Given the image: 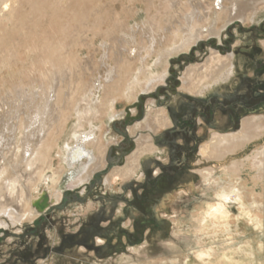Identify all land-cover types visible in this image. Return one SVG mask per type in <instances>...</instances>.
I'll use <instances>...</instances> for the list:
<instances>
[{
    "label": "rangeland",
    "instance_id": "1",
    "mask_svg": "<svg viewBox=\"0 0 264 264\" xmlns=\"http://www.w3.org/2000/svg\"><path fill=\"white\" fill-rule=\"evenodd\" d=\"M220 1L216 0L213 5L218 8ZM226 1V6L229 7L232 0ZM166 2V0H141L139 3L133 0H12V6L16 8L13 16L6 10L2 11V18H0V113L2 107L6 109L7 103H9V109L16 106L10 91L17 92L23 78L29 82L40 80L43 72L47 75L46 79L53 71L61 74L58 81L52 82L61 97L59 105H55L52 100L48 105L45 104L42 115L32 130L30 140L34 144L37 143L42 129L50 127L56 121L64 100L70 101L84 85L91 89L88 95L96 101L104 96L105 90L96 87L100 83L107 85L115 75L114 69L128 63V58L133 59L131 52L134 49L138 50L141 49V45L158 42L152 39L153 31L149 30L150 28L157 30L152 25V16L157 14L162 16L165 30L182 29L186 33L188 32L186 28L200 17L199 10L203 9L200 3L191 2L190 10L176 19L171 17V12L165 5ZM243 2L239 13L232 11L228 15L227 22L220 33L201 37L197 39L189 52H180L171 56L165 80L157 83L154 90L140 91L136 100L119 108L120 115L111 120L104 131V138L106 142H109L107 165L87 176L88 180L82 187L81 184L77 186L69 184L70 175L78 173L81 162L77 161L74 165L73 160H66L71 152L70 148H75L78 144L83 145V141L77 140L72 134L76 130L78 134H87L90 131L89 129L79 130L78 125L82 123L77 119L78 112H75L60 140V147L55 148L54 151V157L58 160L55 166L64 171L57 189H60L62 184L66 191L62 192L58 198L56 196L55 199L58 201L53 200L44 210L37 209V215H25L22 222L16 224L10 222V226L0 228V264H207L201 262L198 257L199 247L210 248L212 258L219 264H264L263 195H257L246 189L244 203L232 199L229 205L231 214L229 213L228 219L203 230L195 229L192 232L183 230V226H179L170 219L180 211H195L205 192L214 195L219 189L217 184L210 187L200 176L199 169L208 167V164L203 163L199 168L201 155L198 151L188 154V159L184 162L176 182L163 180L159 188L152 192H143L142 186L135 182L139 179L138 177L123 182L122 189L117 176L114 177L112 184L107 186L100 184V181L107 178L111 169L123 166L128 155L133 153L136 140L142 133L145 115L150 104L155 105L156 109H169V115L174 120L173 124L163 128L157 136L158 141L165 140V134L166 141L170 138L174 141L172 144L168 141L166 145L162 144L163 146L160 144V149L166 146L165 148L177 151L186 149L184 145L187 142L190 143V140H195L193 135H196L199 126L197 110L201 113L209 110L210 116L216 110L229 114L233 112L230 116L236 119L230 122L229 129L236 132L240 130V122L244 115L262 113L264 110L262 106L259 109L243 110L236 107L231 109L229 104L241 98L239 92L241 94L245 85H236L232 89L229 79L215 85L216 90H219L221 94L214 95L216 96V99H212L214 103L201 95L192 96L183 87V77L188 68L195 67L196 73H199L210 59L212 52L227 55L233 51L237 56L243 57L246 61H243L241 67V80L248 83L247 87L257 76L254 71L257 64L262 63L264 68V11L253 20L262 8L264 0ZM218 11H220L219 8ZM248 13H252V19L247 22L244 19L247 18ZM164 17L169 19L164 21ZM144 28L149 29L144 30ZM45 49H47L46 52ZM54 50L55 53L59 51L58 55H53ZM64 56L66 60L59 58ZM150 64H153V60ZM9 67L12 69L10 70ZM261 78H264V75ZM251 92L252 90L248 93L249 96L252 95ZM41 101V98L36 100L38 105ZM180 101H183L184 105L189 102L186 105L190 106L179 111ZM176 105L180 115L189 110L190 120L184 128H179V131L175 133H169L168 131L176 125L175 123L179 124V127L181 123H184L183 117L180 121V117H174V112H171ZM192 118L195 119L194 124L191 122ZM209 122L213 125L211 117ZM181 129L194 133L186 139V133H183V137L180 136ZM202 135L197 139L198 142L204 140ZM111 138L112 141H110ZM88 140L89 137H86V141ZM176 140L182 142L183 146L176 148L174 146L177 144ZM9 142L11 141H8L6 134L0 131V148ZM70 142L72 143L68 147ZM261 144H264V139ZM251 152L252 149L249 148L248 154ZM157 157L164 158L160 153ZM168 158L165 163L169 162L170 157ZM82 159L88 162L85 156ZM154 167H157L155 162L151 164L148 174L155 171ZM164 169L167 170V168ZM192 175L194 178L190 180ZM191 183L195 187L201 185L202 187L195 195L188 197L184 194L189 193L187 188ZM190 189L193 190L192 187ZM44 191L50 195L51 191L46 185L41 188V193ZM128 191L132 192L131 196H127ZM58 192L59 190L56 191ZM179 192L184 196L174 203L175 199L172 196ZM37 194L38 191L32 193L33 196ZM116 195L121 197H115ZM169 196L172 199V207L167 198ZM163 199L170 206L168 213L170 216L160 211L163 218L159 223L153 214L157 212L159 202ZM112 201H116L114 206ZM123 209L122 213L118 211ZM174 210H177L176 213ZM15 212L17 213L16 210ZM253 213L257 217L252 215ZM258 218L260 223L257 222ZM257 224L258 227L255 226ZM100 238H104V241L99 242Z\"/></svg>",
    "mask_w": 264,
    "mask_h": 264
},
{
    "label": "bare ground",
    "instance_id": "2",
    "mask_svg": "<svg viewBox=\"0 0 264 264\" xmlns=\"http://www.w3.org/2000/svg\"><path fill=\"white\" fill-rule=\"evenodd\" d=\"M11 1L12 0H1L0 18H2V11L6 10L13 16L16 8L12 6ZM133 1L139 3L141 0ZM166 1L167 4L165 5L170 10L171 17H175L176 19H179L183 13L186 14V12L190 10L189 6L191 2L200 3L203 9L199 10L200 17L196 20L193 19L194 21H192L187 28L185 27L188 29L186 33H184L182 29L170 28L169 30H165L164 24L162 23V16L159 14L152 16V25L155 26L157 30L154 31L151 28H144V30H152V39L158 42L141 45V49L138 50L134 49L131 52L133 59L131 60L130 57L127 60L128 63L116 67L113 71L115 75L107 85L100 83L97 87L95 86L96 88L105 89L104 96L99 97L96 101L88 95L91 91L90 88L84 87V85L81 90L77 88V96L74 94L75 96L72 97L70 101L66 99L62 102L63 105L60 107L61 112L56 116V121H54L50 127L42 129L40 134L41 137L35 144L30 140V136L35 124L42 115L43 107L45 104L48 105L51 100L54 101L55 105H59V101H61V97L56 90L57 88L53 87L52 84V82L59 80L61 74L53 71L48 76V79H46L45 77L47 75L43 74V72L40 75V80H30L29 82H26V79L23 78L22 82L18 85V87H20L19 89L17 88V92L10 91L13 94L12 98H14L13 102H15L16 106L9 109V103L5 101L7 107L6 109L2 107V112L0 113V126H2L0 131L6 134L8 141H11L7 143L6 146L3 147L2 145L0 148V228H2V226H10V222L13 224L22 222L25 215H37V209L42 211L50 205L53 200H55V202L58 201V199H55L56 196L58 198L61 196L62 192L66 191L62 184L60 189H57L61 180L60 177L64 171L57 169L55 166L58 160L54 157V151L55 148L60 147V140L63 138V133L68 128L75 112H78L77 119L82 123L78 125L79 130L86 131L89 129L90 131L87 134H78L76 130V132L72 134L77 140L80 141L81 139L83 145L78 144L75 148H68L71 152L69 156L66 157V160H73L74 165L77 161L81 162V168H78V173L70 175L69 184L74 186L81 184L82 187L85 185V181L88 180L87 176H90L95 170L106 167L107 165L106 155L109 142H106L104 138V131L107 126L110 125V121L120 115L118 112L119 108L136 100L140 91L149 92L157 83L164 81L169 63L171 62V56H175L180 52H189L193 44L201 37L220 33L227 22L228 15H230L232 11L239 13L242 8L241 5H243V1L245 0H232L229 7L226 6V0H221L218 2L220 11L213 5L216 0ZM262 5V8L257 12L256 16L253 17V20L257 19L256 17L264 11V4L262 3ZM197 6L199 7L198 4ZM158 17L159 21H157ZM168 19V17H164L163 20L166 21ZM251 19L252 13H248L244 21L248 22ZM46 50L47 49H45V52ZM69 51H71V49ZM53 53L51 54L55 56V54L58 55L59 51L55 53L54 50ZM60 53L62 54L63 52L61 51ZM65 56L59 58L65 59ZM152 60L153 64H150ZM244 60L243 57L237 56L233 51L227 55L221 54L220 52H212L210 59L199 73H196L197 68L195 67L188 68L189 70H187L183 77V87L187 89L192 96L201 95L203 98L211 99V103H214V101H212L213 98L216 99L214 95L218 96L221 94L219 90L215 88V85L220 81L229 79L230 84H232V89L233 86L236 85L243 86L248 84L241 80V67ZM9 69L11 70L12 68L9 67ZM72 69H74V67ZM40 98L42 101L41 104L38 105L36 100ZM86 106L87 108H85ZM173 107L174 117L176 116L177 118L179 116L180 121L182 117V122H186V120L190 118L189 110H186L183 115H180V112L177 111V105ZM262 107L264 108V105H262ZM206 111L202 113L197 112L196 114L197 124L199 126L196 130V135H193L195 140L190 141V143L187 142V144L184 145L186 149H182L181 153L174 150V152H176L173 156L174 164L168 166L166 170L163 164L169 159L168 157H170V149L165 148L166 146L160 149V144L162 145V143L161 140L158 141L159 138L157 133L163 128L170 127L174 120H172L169 115V109H156L155 105L150 104L145 115V124L142 126L143 128L141 130L142 133L136 140V147L133 153L130 154V156L128 155L126 163L123 166L113 170L111 169L110 173L107 174V178L102 182L100 181V184L102 186L112 184L114 177L117 176L120 189H122L121 185L123 182H127L135 177L139 178L135 181L137 185L140 184L139 186H142L144 182L145 185L148 184L153 176L163 175L165 177H171V175L175 174L176 177L178 173L182 171L184 162L188 159V154L198 151L201 155L199 159L200 165H198L199 168L202 167L203 163L206 165L208 164V167L206 166L205 168L199 169L200 176L210 187L217 184L218 186H216L219 187V189L215 191L214 195L205 192L204 197L201 198L195 211H180L177 214V210H174L176 215L172 216L170 219L174 223L179 224V226H183V230L187 229V231L190 232L195 229L197 231L203 230L210 225L221 221L223 222L226 218L228 219L230 213L229 205L232 199L244 203L246 189L257 193V195L264 196V144H261L264 139V110L262 113L244 115L240 122V130L237 132L229 129V127H231L230 122L236 119L234 116L232 117L228 112L219 110L212 112L210 116L209 110L208 112ZM177 112L178 115H176ZM210 117L213 125L209 122ZM175 124L177 125V123ZM193 133L194 132H190L191 135ZM203 133L204 135H202ZM186 134L189 136L187 132ZM200 135L204 136V140L198 142L197 139H199ZM90 136H92V138ZM86 137H89L88 141H86ZM164 139L167 140L166 134ZM177 139L179 140V138ZM110 141H112V138ZM179 141H177V143L181 144ZM71 143L72 142L68 143L67 146L69 147ZM249 148L252 149L250 154H248ZM158 153L164 156V158H158ZM83 156L88 158V164L83 161ZM154 162L157 167H154L155 171H152L153 174H148L149 168H151V164ZM161 171L162 174H160ZM145 173L146 175L144 176ZM177 178H179V176L173 181L176 182ZM193 178L194 175L189 179L193 180ZM157 179H159V177ZM43 185H46L47 189L51 191L50 195H48L46 191H44L45 193H41ZM189 186L192 187L193 190L188 187L187 191H189V193L187 194L184 192V195L188 197L195 195L202 187V185L195 187L193 183ZM57 190H59L58 193H56ZM34 191H38V194L35 196L32 195ZM84 191L85 189L82 193H84ZM130 192H127V196H131L132 192ZM184 195L179 192L172 196L173 199H175L174 203H177L178 199ZM115 197L121 196L116 195ZM167 198L170 200L169 205H171V197L169 196ZM111 203L112 206H114L116 201H112ZM169 205L165 202V199L159 202L158 209L155 208L157 212L153 214L157 222H162L163 217L160 215V211L170 216L168 214L170 211ZM172 206L173 205H171V207ZM118 211L122 213L124 209ZM257 212H259V210ZM252 215L255 214L253 213ZM259 219L260 218H258L257 222H259ZM258 224L255 226L258 227ZM98 241L102 242L104 238H100ZM205 248L207 247H199L198 257L200 261L206 262L207 264H219L216 263L218 262L217 260L212 258V250L210 248Z\"/></svg>",
    "mask_w": 264,
    "mask_h": 264
},
{
    "label": "flooded vegetation",
    "instance_id": "3",
    "mask_svg": "<svg viewBox=\"0 0 264 264\" xmlns=\"http://www.w3.org/2000/svg\"><path fill=\"white\" fill-rule=\"evenodd\" d=\"M254 71L256 72V75H257L256 78L253 79V81H252V83L250 84L249 87H247L245 85V89L241 90V94H239L240 97H241L240 99H238L236 101H232L229 104V106H231V109H234L235 107L238 108V109L239 108L243 109V110H246L247 108L259 109L262 105H264V78H261V76L264 75V68L262 67V63L261 64H257V66L255 67ZM255 88H257V90H254ZM251 90H252V92H251L252 95L249 96L248 93H250ZM229 97H231V96H229ZM188 103L189 102H187L186 104H188ZM186 104L184 105L183 101H180L179 102V105H180V110L179 111H183V109H185L186 106H190V105H186ZM234 104H236V105H234ZM171 112H174V110L171 109ZM197 112H201V111H197ZM209 113L211 114V111H209ZM230 114L232 115L233 112H230ZM189 120H190V118L187 119L186 122L183 123V125L187 124ZM194 120L195 119H193V118L191 119V122L193 124H194ZM177 127H179V124H177L176 126L175 125L172 126L168 132L169 133H175V132L179 131V129ZM162 141L161 142H162L163 145H166V143L168 141L171 144H172V142H174L173 138L168 139V141H166V140H162ZM175 142L177 143V140ZM174 154H175L174 150L170 149V160H169V162L164 163L163 167L168 169L167 166H171L172 164H174V159H173L174 158L173 157ZM151 173L153 174V172H151ZM160 174H162V171L160 172ZM178 175H179V173H178ZM158 177H159V179H157ZM176 177H178V176H176ZM176 177H175V174L171 175V177H165L163 175L153 176L151 181L148 182V184L145 185L144 184L145 182L143 183V185H142L143 192L144 193H147V191L152 192V191L156 190V188L158 189V186H160V183L163 180L171 182V181L175 180ZM152 185H154V186H152ZM152 188H153V190H152Z\"/></svg>",
    "mask_w": 264,
    "mask_h": 264
},
{
    "label": "crops",
    "instance_id": "4",
    "mask_svg": "<svg viewBox=\"0 0 264 264\" xmlns=\"http://www.w3.org/2000/svg\"><path fill=\"white\" fill-rule=\"evenodd\" d=\"M181 124H182V123H181ZM179 128H184V125H180V127H178V129H179ZM183 130H184V129H181L182 132H181V135H180V136L183 137V133H186V132H187L189 136H187L186 139H188V137H190V131H185V130H184L185 132H183ZM188 141H189V140H188ZM190 141H191V140H190ZM179 143H180V142H179ZM174 146H175L176 148H178L179 146H183V145H182V142H181V144H178V143H177V144L174 145ZM176 151H177V150H176ZM177 152H178V153H181V150H179V151H177Z\"/></svg>",
    "mask_w": 264,
    "mask_h": 264
},
{
    "label": "water",
    "instance_id": "5",
    "mask_svg": "<svg viewBox=\"0 0 264 264\" xmlns=\"http://www.w3.org/2000/svg\"><path fill=\"white\" fill-rule=\"evenodd\" d=\"M45 193V192H44ZM65 202V201H64ZM37 204H38V202H37ZM62 206V205H61ZM41 209V208H40ZM42 210V209H41ZM44 210V209H43Z\"/></svg>",
    "mask_w": 264,
    "mask_h": 264
}]
</instances>
